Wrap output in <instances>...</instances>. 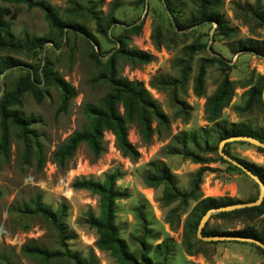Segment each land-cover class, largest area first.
<instances>
[{
    "label": "rangeland",
    "instance_id": "1",
    "mask_svg": "<svg viewBox=\"0 0 264 264\" xmlns=\"http://www.w3.org/2000/svg\"><path fill=\"white\" fill-rule=\"evenodd\" d=\"M36 1L53 8L59 18L69 24L84 26L99 46L70 28L63 36L51 30L39 9L0 3V18L10 23L16 42L47 38L43 48L37 52L0 54L2 58L10 57L21 63L0 75V96L25 75L26 65L37 66L39 63L58 73L76 91L66 113H58L60 91L49 85L44 77L39 84L42 93L39 103L30 94L22 98L20 110L32 121L30 135L23 138L10 128L7 150L0 157V264H73L67 259L45 263L24 256L21 247L26 243H32L46 252L68 251L94 264H116L108 253L95 248V233L86 223L89 213L98 215V198L71 186L75 180L100 182L106 173L114 170L121 175L116 188L127 194V198L115 202V225L129 252L137 259L146 254L152 264H264V256L250 244H200L195 233L184 229L186 220H192L188 216L195 203L188 201L182 205L177 200L166 205L162 199L166 196L162 186L147 188L143 184V176L149 171L147 165L152 161H161L169 168L177 189L182 193L191 192L194 174L200 168L208 167L210 170L203 173L198 192L203 198L228 197L240 202L257 198L259 189L251 179L223 164L217 154L205 155L195 146L203 147L204 142L212 147L217 145L212 125L206 122L203 111L206 99L214 94L224 75L233 82L235 90L229 106L221 113V120L245 124L260 133L264 131V109L258 105L245 109L247 91L258 76L264 75V58L238 50V40L252 39L264 43V27H260L249 12L255 0L223 2L220 13L229 27L237 31L233 39L218 36L214 25L178 30L160 0ZM172 1L180 12V19L188 21L193 10L191 0ZM259 1L264 6V0ZM89 9L93 14L88 12ZM107 16L114 19L107 32L110 40L96 33V22L93 20V17H99L102 23ZM131 24L141 26L137 35L125 32ZM120 41L128 49L152 57L151 63L145 66L128 64L118 58L115 69L119 77L143 84L152 101L169 119V128L161 126L150 143L145 144L136 126L130 125L127 137L139 154L136 160L122 156L116 148L115 137L112 140V134L107 132L103 137L104 151L98 159H94L86 146L81 145L66 167L59 169L51 162L50 156L68 136L88 127L84 108L96 105L107 93L108 86L99 77L107 71V60L122 45ZM187 47H193L197 52L189 55ZM93 52L98 55V60L92 57ZM202 59L223 61L229 69L216 62L209 64L205 70L204 95L197 98L192 93L193 79ZM183 73L187 76L182 90L173 85L164 90L150 87L159 79L168 83L181 81ZM173 94L191 108L187 122L180 118L177 106L172 103ZM152 127L155 128L156 124L153 123ZM182 139L187 142L185 151L208 160L207 164H194L185 159L180 143ZM37 149L45 158L40 170L35 158ZM227 152L231 157L264 169V155L249 144L230 143ZM64 178L69 185L62 188L60 180ZM65 190L69 191L68 195H65ZM148 192L151 198H147ZM37 195L62 221L65 234L70 237L64 247L49 223L33 213L32 203ZM246 227L261 232L264 229V211L255 219H247L243 215L223 218L212 215L205 230L232 232ZM162 243V248L155 249ZM188 251H196V254L191 256Z\"/></svg>",
    "mask_w": 264,
    "mask_h": 264
},
{
    "label": "trees",
    "instance_id": "2",
    "mask_svg": "<svg viewBox=\"0 0 264 264\" xmlns=\"http://www.w3.org/2000/svg\"><path fill=\"white\" fill-rule=\"evenodd\" d=\"M119 1L123 0H114V2ZM224 1L225 0H191L193 10L190 13L188 21H182L179 16L180 12L177 10L176 5L172 0H160L164 10L168 16L171 17L173 25L178 30L182 31L191 27L206 24L210 26L214 25L215 33L218 36L224 39H233L237 36V31L229 27L227 21L220 13V8ZM0 3L14 6L23 5L27 9H39L43 13L44 19L51 30L58 32V34L63 36L65 30L70 28L76 34L82 36V38H86L96 46H99L95 37L84 26L76 23L69 24L65 20L60 19L57 12L42 1L0 0ZM88 12L93 14L90 9ZM249 12L255 22L260 27H264V6L261 5L259 0H255V5ZM93 20L96 22V33L107 40H110L107 32L114 22V19L111 16H107L103 19L102 23L99 20V17H93ZM140 27V25L131 24L128 25L125 32L130 35H137L140 31ZM49 40L55 43L53 39ZM46 42L47 38L45 37L34 38L31 41L27 40L23 43L16 42L11 33L10 23L0 18V54L5 52L10 53L11 55H18L22 52L34 53L41 50ZM238 44L240 46L238 49L240 52L251 53L264 58V43H259L252 39H245L238 40ZM156 46L159 48V43H157ZM186 51L189 55H193L197 52L193 47H187ZM92 57L94 60H98V55L95 52L92 53ZM118 58L123 59L128 64L138 66L148 65L152 61L150 55L135 49H128L123 43L120 47L114 50L113 55L107 60V71L102 73L99 77L100 80L107 84V93L96 105H86L84 108V112L89 120L88 127L84 131L74 132L68 136L50 156L51 162L59 169H64L66 167L81 145H85L92 157L98 159L104 151L103 137L107 132L115 137L116 148L120 151L122 156L136 160L138 159L139 154L129 143L127 137L128 127L130 125L136 126L140 139L145 144L150 143L153 136L159 132L161 126L169 128V119L154 101H152L143 84L138 81H128L127 79L118 76L115 69V64ZM214 62L226 66L223 61L217 59H202L200 61L198 73L193 79L192 93L195 97L201 98L204 95L205 70L209 64ZM20 64L21 63L18 60L10 57L2 58L0 56V75L5 70L17 67ZM26 68L27 71L25 75L17 80L9 90L0 96V157L4 156L7 150L10 128L17 131L23 138H27L30 135L29 127L32 121L20 110L22 108V98L25 94H30L37 103L40 102L42 93L39 89V84L42 77L45 78L49 85L55 86L60 91L61 96L58 113H66L69 104L76 96L75 89L67 83L64 78L58 73L50 71L41 63L37 66L26 65ZM226 68L229 69L228 66H226ZM186 76L187 73H183L181 81H175L173 83H168L163 79H159L156 82H152L150 87L153 89L164 90L166 87L173 85L175 87L178 86V88L182 90L186 85ZM263 87L264 75L258 76L255 84L251 86L246 93V110L251 109L254 105H258L264 109V104L261 99ZM234 90L235 87L233 82L229 80L227 75H224L214 94L206 99L203 114L206 122L212 125L211 128L216 136L217 145L212 147L208 142H204L203 147H200L195 144L196 148L199 149V152L205 155H210L212 153L218 155L219 143L232 136H248L264 142V131H261L260 133V131L251 130L245 124L225 123L221 120V113L229 106L233 98ZM171 101L177 106L181 116L180 118H182L184 122H187L191 108L184 101L178 100L175 94L172 95ZM14 107H16V109H14ZM153 123L156 124L155 128L152 127ZM180 143L182 146L181 148L184 150L183 156L185 159L190 160L194 164H207L208 160L201 159L199 155H194L185 151L186 140L182 139ZM229 145L230 143L225 144L223 147V152L228 156H230L227 152ZM255 149L258 153L264 155L263 149ZM35 158L38 169L40 170L45 163V158L43 157L41 150H36ZM231 158L258 176L264 184V169L262 167L234 157ZM218 160L223 164L231 166L234 171L244 174L240 169L227 161H224L220 156ZM147 167L149 171L145 172L143 176V184L147 188H157L162 186L163 190L166 192V196L164 195L162 198L166 205L177 200H179L182 205H186L188 201H193L195 203L188 216L192 220L191 222L186 220L184 226L186 232L191 231L192 233H195V236L199 221L208 210L241 203L240 201H235L228 197L218 199L210 197L203 198L198 194L202 175L204 172L210 170L208 167H202L194 174L193 190L189 193H182L177 189L174 177L169 168L161 161H152ZM120 176L119 171L114 170L106 173L100 182L91 179L75 180L71 186L74 190L86 191L98 198V215L94 216L89 213L86 217L87 225L95 233L96 240L94 246L98 251L108 253L109 256L114 259L116 264H152L151 259H149L146 254H141L140 258L137 259L131 252H129L125 241L119 236V231L115 225V202L127 198L125 192H120L116 188V182L119 180ZM32 206L33 213L49 223L50 227L56 232L61 246L64 247L65 242L70 240V237L65 234V228L62 221L50 210V208L41 202V197L39 195L34 199ZM263 211L264 199L262 204L258 207L245 208L232 212H221L215 214L214 217L223 218L233 215H243L247 219H255L260 217L263 214ZM202 235L205 237L231 236L253 238L264 244V229L261 232H256L254 229L246 227L239 231L221 232L216 230L206 231L204 227ZM199 243L202 245H212L222 242L205 243L199 241ZM224 243L247 244L239 242ZM163 246V243L156 245L155 249H160ZM250 246H254L264 256V251L259 247L252 244H250ZM148 252L149 251H146L145 253ZM21 253L24 256L39 259L45 263L51 260L67 259L73 264H94L91 260L87 261L80 259L75 255H71L68 251L46 252L34 246L32 243L24 244L21 247ZM188 253L193 256L196 254V251H188ZM165 256H167V253Z\"/></svg>",
    "mask_w": 264,
    "mask_h": 264
},
{
    "label": "water",
    "instance_id": "3",
    "mask_svg": "<svg viewBox=\"0 0 264 264\" xmlns=\"http://www.w3.org/2000/svg\"><path fill=\"white\" fill-rule=\"evenodd\" d=\"M261 99L264 104V87L262 90L261 94ZM234 142H242L249 144L255 148L263 149L264 150V142L255 139L253 137H248V136H232L229 138H226L222 140L219 145H218V155L224 160L227 161L228 163L232 164L233 166L237 167L240 169L249 179H251L257 186H258V196L254 201H249V202H241V203H236L233 205L221 207L218 209H210L208 210L205 215L200 219L199 224L197 226L196 230V238L202 242L205 243H210V242H239V243H247V244H252L257 247H259L261 250L264 251V244L261 243L260 241L253 239V238H241V237H231V236H212V237H205L202 235V230L204 229L207 221L210 219L212 215L221 213V212H232L235 210H241L245 208H253V207H258L262 204L263 199H264V184L263 182L250 172L247 168H245L242 164L231 158L230 156L226 155L223 152V147L225 144L228 143H234Z\"/></svg>",
    "mask_w": 264,
    "mask_h": 264
},
{
    "label": "built area",
    "instance_id": "4",
    "mask_svg": "<svg viewBox=\"0 0 264 264\" xmlns=\"http://www.w3.org/2000/svg\"><path fill=\"white\" fill-rule=\"evenodd\" d=\"M66 81V80H65ZM67 82V81H66ZM106 134V133H105ZM110 135H111V133H109ZM111 137H112V140H113V135H111ZM113 142V141H112ZM111 142V144H113ZM60 184H61V187L63 188V187H66L67 185H69V182L67 181V178H64V179H61L60 180Z\"/></svg>",
    "mask_w": 264,
    "mask_h": 264
},
{
    "label": "bare ground",
    "instance_id": "5",
    "mask_svg": "<svg viewBox=\"0 0 264 264\" xmlns=\"http://www.w3.org/2000/svg\"><path fill=\"white\" fill-rule=\"evenodd\" d=\"M66 190H67V189H66ZM66 190H65V191H66ZM148 191H149V190H148ZM68 194H69V191H66L65 195H68ZM147 198H151V193L148 192V194H147Z\"/></svg>",
    "mask_w": 264,
    "mask_h": 264
},
{
    "label": "crops",
    "instance_id": "6",
    "mask_svg": "<svg viewBox=\"0 0 264 264\" xmlns=\"http://www.w3.org/2000/svg\"><path fill=\"white\" fill-rule=\"evenodd\" d=\"M209 196H211V195H209Z\"/></svg>",
    "mask_w": 264,
    "mask_h": 264
}]
</instances>
